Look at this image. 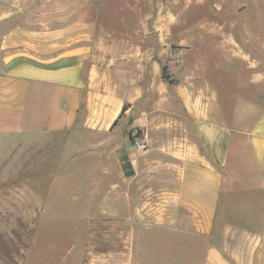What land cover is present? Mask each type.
Returning a JSON list of instances; mask_svg holds the SVG:
<instances>
[{"label":"crops","instance_id":"obj_1","mask_svg":"<svg viewBox=\"0 0 264 264\" xmlns=\"http://www.w3.org/2000/svg\"><path fill=\"white\" fill-rule=\"evenodd\" d=\"M160 5L0 0V143L11 148L0 152V223L38 224L20 253L0 251V264H264V56L245 53L236 33L254 12L235 11L236 25L204 20V71L187 72V45L168 83L161 47L174 17ZM244 44L264 48L250 35ZM76 153L104 165L107 182L89 187L105 193L106 213L91 219L105 227L83 247L87 219L73 220L64 249L59 233L45 240L46 203L15 198L25 183L73 177L65 160ZM149 177L158 197L130 200V186ZM58 203L55 217L67 205Z\"/></svg>","mask_w":264,"mask_h":264},{"label":"rangeland","instance_id":"obj_2","mask_svg":"<svg viewBox=\"0 0 264 264\" xmlns=\"http://www.w3.org/2000/svg\"><path fill=\"white\" fill-rule=\"evenodd\" d=\"M132 3L137 7L144 9L149 7L148 4L144 5V2L137 4L135 1ZM122 5V6H121ZM125 4L121 1L119 3L120 8H123ZM160 9L162 13H170L174 20H170V17H165L164 24L169 28V34H166L162 38L161 58L162 67H165L163 71L164 76L170 77L172 80H178L181 72H179V60L181 55L185 54L187 45H191L194 50L189 54V58L200 59L199 65H196L194 61L189 65L187 72L194 70V68L204 71V20L210 18L215 19L222 23L238 24L237 14L235 11H253L247 16L242 15V22L240 27L236 30L239 31V39L243 43V50L253 58H260L264 56V48L250 47L244 44V40L247 36H252L254 39H262L264 41V0H161ZM217 11H220L217 14ZM147 12V11H146ZM212 13L217 14L212 16ZM120 18H122L120 16ZM239 26V25H238ZM169 35V36H168ZM249 58H247L248 60ZM248 62L244 59L240 62L241 75H239L241 87L247 88L248 76L250 71L247 70ZM184 67V66H183ZM227 71V65L225 66ZM237 83L233 87L236 88ZM10 146L0 143V152L10 150ZM21 145L15 150H23ZM84 152V151H83ZM76 160H65V169L73 171V177H69L64 173V176L59 177L57 180H52L51 176L49 184L45 185L43 189L37 188L30 183H25L21 186L20 192L15 198L18 203H28L31 205H39L41 201L46 203V207L49 211L48 218H50V224L46 228V239L49 243H53V236L56 233L63 235L61 241H59L60 247L68 249L73 246L74 241L70 238L74 232L73 220L78 221L87 219L86 222L81 223V243L85 246L87 243L89 246H93L97 240L93 238L95 232L103 231L105 224L91 223V219L95 216H101L106 213L104 207H97V203L104 202L105 193H93L89 187L90 180L94 183H106L104 175L101 173V169H104V165L97 166L90 160L89 157H85L84 154H77ZM8 163L9 161H5ZM4 163V164H6ZM51 163V162H50ZM3 164V165H4ZM37 165V163H36ZM52 167L54 164H51ZM7 167V165H5ZM89 170V171H88ZM89 172V173H88ZM21 172L20 174H22ZM50 175V174H49ZM155 177L145 178L140 183L134 182L130 186V200L137 201L141 199H153L158 197V189L160 186L155 183ZM92 192V193H91ZM116 194L114 193V196ZM67 202L64 204L63 215L58 212V215L53 216V212L59 211L61 205L58 202ZM68 208V209H66ZM118 212L119 208L116 209ZM69 211V212H68ZM38 224L26 225L18 222L14 224L0 223V251L8 253L11 248H15V254L20 253V250L25 248L30 240V232L35 231ZM77 226V225H76ZM8 230L14 234L13 238H8ZM38 243L41 246L44 240ZM14 256L8 255V258L13 262Z\"/></svg>","mask_w":264,"mask_h":264},{"label":"trees","instance_id":"obj_3","mask_svg":"<svg viewBox=\"0 0 264 264\" xmlns=\"http://www.w3.org/2000/svg\"><path fill=\"white\" fill-rule=\"evenodd\" d=\"M164 70H165V67L163 66L162 67V77H163V79H165L168 83H173L174 81L170 77L164 76V74H163Z\"/></svg>","mask_w":264,"mask_h":264},{"label":"built area","instance_id":"obj_4","mask_svg":"<svg viewBox=\"0 0 264 264\" xmlns=\"http://www.w3.org/2000/svg\"><path fill=\"white\" fill-rule=\"evenodd\" d=\"M140 148H143V146H140Z\"/></svg>","mask_w":264,"mask_h":264}]
</instances>
